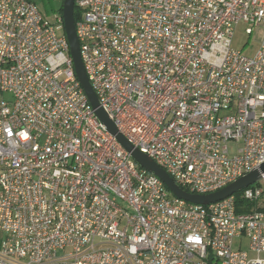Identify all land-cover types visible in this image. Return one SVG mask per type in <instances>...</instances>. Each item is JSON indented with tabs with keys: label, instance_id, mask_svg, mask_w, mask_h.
Masks as SVG:
<instances>
[{
	"label": "built area",
	"instance_id": "built-area-1",
	"mask_svg": "<svg viewBox=\"0 0 264 264\" xmlns=\"http://www.w3.org/2000/svg\"><path fill=\"white\" fill-rule=\"evenodd\" d=\"M76 8L100 107L182 190L264 164V0ZM239 26L256 56L233 48ZM0 92V264H264V175L209 205L173 197L97 117L63 16L35 0H0Z\"/></svg>",
	"mask_w": 264,
	"mask_h": 264
},
{
	"label": "water",
	"instance_id": "water-1",
	"mask_svg": "<svg viewBox=\"0 0 264 264\" xmlns=\"http://www.w3.org/2000/svg\"><path fill=\"white\" fill-rule=\"evenodd\" d=\"M75 7L76 0H65L63 4V19L65 25V32L70 45L71 57L73 59L75 73L80 81L92 107L96 111L97 117L105 125L107 131L116 137L121 145L129 151L135 161L145 170L155 174L162 180L167 189L178 199L187 201L196 205H209L222 201L248 187L257 183L261 176L264 175V164L258 169L251 172L244 178L239 179L237 182L231 184L227 188L207 196H197L187 193L182 190L169 174L160 168L152 159L147 155L136 150L126 138L119 132L115 123L110 120L107 113L100 107L99 100L92 88L91 83L87 77L84 64L81 58L80 42L77 36L76 21H75Z\"/></svg>",
	"mask_w": 264,
	"mask_h": 264
},
{
	"label": "rangeland",
	"instance_id": "rangeland-1",
	"mask_svg": "<svg viewBox=\"0 0 264 264\" xmlns=\"http://www.w3.org/2000/svg\"><path fill=\"white\" fill-rule=\"evenodd\" d=\"M37 6L39 7L42 14L50 21H55L56 16L61 15V8L63 7V0H35ZM262 37L248 36L245 32L244 26H239L236 28L235 36L233 39V48L242 51L246 57H254L257 55L260 48V41ZM0 98L5 100H11L12 95L9 93L0 92ZM225 113L224 115H228ZM174 197V195L172 194ZM247 243V242H246ZM65 254V252H60V256Z\"/></svg>",
	"mask_w": 264,
	"mask_h": 264
},
{
	"label": "trees",
	"instance_id": "trees-1",
	"mask_svg": "<svg viewBox=\"0 0 264 264\" xmlns=\"http://www.w3.org/2000/svg\"><path fill=\"white\" fill-rule=\"evenodd\" d=\"M63 1H65V0H63ZM61 15L63 16V7L61 8ZM79 19H80V13H79V10L75 7V21H76V24L79 21Z\"/></svg>",
	"mask_w": 264,
	"mask_h": 264
}]
</instances>
